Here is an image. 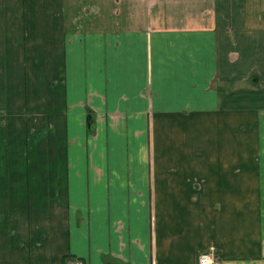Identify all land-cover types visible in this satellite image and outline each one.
I'll list each match as a JSON object with an SVG mask.
<instances>
[{
	"label": "crops",
	"instance_id": "crops-1",
	"mask_svg": "<svg viewBox=\"0 0 264 264\" xmlns=\"http://www.w3.org/2000/svg\"><path fill=\"white\" fill-rule=\"evenodd\" d=\"M210 248L264 264V0H0V264Z\"/></svg>",
	"mask_w": 264,
	"mask_h": 264
},
{
	"label": "rangeland",
	"instance_id": "rangeland-1",
	"mask_svg": "<svg viewBox=\"0 0 264 264\" xmlns=\"http://www.w3.org/2000/svg\"><path fill=\"white\" fill-rule=\"evenodd\" d=\"M69 50H71V49L69 48ZM65 62L67 65V72L69 75H71L70 64L73 63V54L72 53L70 56L67 53V55L65 57ZM60 63L62 64L61 59H60ZM46 134L47 133L42 132L39 135V137L37 135H34V140L40 139V141H41L42 138H45ZM49 135H50L51 139H54V141H55V145H54L53 149H54V151H56V153H57V148L60 146V149H61L63 142H65L67 140V138L69 139L67 142L68 148L63 149L65 159H67V156H68V158L73 159L75 155L80 156L81 159H85V160H86V158L90 157L91 143L89 140L86 141L84 133H77L74 129H72L68 133L67 132L66 133L56 132L55 135H53L52 132H50ZM76 136H78L81 141L77 142L76 146L74 147ZM89 137L90 136H88V139H89ZM124 139L126 140V138H124ZM50 155L51 156H50V163H49V158H48L47 153L41 154L40 152L37 151V148H35V154H34V159H35L34 173L35 174L47 173V171H49L50 173L53 172V164L55 161L54 159H56L57 155L55 156L52 153H50ZM59 166L63 167L62 161H59L55 165V170H58ZM65 171L67 172V169ZM69 171H71V170H69ZM78 171L84 172V170H82V169H78Z\"/></svg>",
	"mask_w": 264,
	"mask_h": 264
},
{
	"label": "built area",
	"instance_id": "built-area-1",
	"mask_svg": "<svg viewBox=\"0 0 264 264\" xmlns=\"http://www.w3.org/2000/svg\"><path fill=\"white\" fill-rule=\"evenodd\" d=\"M65 264H84L79 259H67ZM197 264H221L216 251L212 248L200 253L197 257Z\"/></svg>",
	"mask_w": 264,
	"mask_h": 264
}]
</instances>
